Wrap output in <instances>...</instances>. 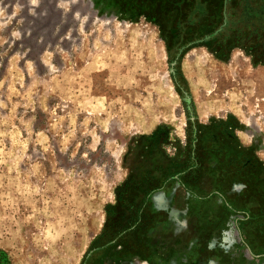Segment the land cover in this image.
Returning <instances> with one entry per match:
<instances>
[{
    "label": "rangeland",
    "instance_id": "rangeland-1",
    "mask_svg": "<svg viewBox=\"0 0 264 264\" xmlns=\"http://www.w3.org/2000/svg\"><path fill=\"white\" fill-rule=\"evenodd\" d=\"M0 264H264V0H0Z\"/></svg>",
    "mask_w": 264,
    "mask_h": 264
}]
</instances>
